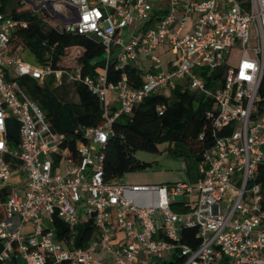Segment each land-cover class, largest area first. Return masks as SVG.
<instances>
[{
	"label": "built area",
	"instance_id": "1",
	"mask_svg": "<svg viewBox=\"0 0 264 264\" xmlns=\"http://www.w3.org/2000/svg\"><path fill=\"white\" fill-rule=\"evenodd\" d=\"M47 4L60 30L100 40L104 66L85 74L79 64L27 61L24 50H10L12 34L27 21L0 12V180L10 183L16 162L23 176L0 201V264H19V256L24 264H156L163 254L182 264H264V0ZM161 54L171 57L163 62ZM110 64L120 73L116 81L107 79ZM134 66L139 84L129 79ZM203 71L216 73L212 87ZM25 75L40 83L51 76L55 86L81 83L99 99L101 123L81 129L73 152L19 85ZM175 84L213 102L205 113L215 138L201 153L199 182L106 181L114 121ZM10 117L19 125L14 149L6 136ZM56 220L69 227L64 236ZM88 222L94 231L76 246L75 227ZM183 228L197 229L196 247L182 242Z\"/></svg>",
	"mask_w": 264,
	"mask_h": 264
},
{
	"label": "trees",
	"instance_id": "2",
	"mask_svg": "<svg viewBox=\"0 0 264 264\" xmlns=\"http://www.w3.org/2000/svg\"><path fill=\"white\" fill-rule=\"evenodd\" d=\"M23 3L28 6L25 0H0V12L27 21L26 27L19 28L12 34L10 43L12 52L29 49L38 63H49L53 68H71L79 64L85 74H93L97 68L104 66V46L98 38L62 31L57 19H51L44 13L39 14L41 10L22 9ZM47 18L55 23H48ZM139 73L140 69L135 66L128 69L129 79L135 84L141 82ZM215 74L214 71L210 72V75L203 71L207 86H213L211 80ZM119 77V71L110 64L107 79L116 81ZM18 82L43 110L51 127L57 132L64 133L71 141V152L74 150V140L80 136L83 127L98 126L101 123L99 99L81 83L74 84L77 101H69L58 93V87L64 88L65 84L53 86L51 76L40 83L25 75L20 77ZM159 106L163 107L161 114L157 110ZM212 107L213 102L210 98L192 92L181 84H175L165 93L148 95L137 104L131 115L121 114L114 121V132L104 150V179L117 182L125 173L151 167V163L139 161L134 152H158V144L163 142L185 143L190 148L191 155L200 160L203 149L215 138L211 122L205 113ZM18 128L19 125L13 117L7 119L6 136L10 149L18 145ZM201 133L203 136L200 138ZM221 134L223 133H216ZM56 225L59 237L64 236L69 230V227L59 220H56ZM75 229V245L84 246L94 231L93 226L88 222L78 224ZM181 240L196 247L200 240L197 229L183 228ZM182 263L183 259L178 257L158 261L156 264Z\"/></svg>",
	"mask_w": 264,
	"mask_h": 264
},
{
	"label": "rangeland",
	"instance_id": "3",
	"mask_svg": "<svg viewBox=\"0 0 264 264\" xmlns=\"http://www.w3.org/2000/svg\"><path fill=\"white\" fill-rule=\"evenodd\" d=\"M50 2L52 5L54 3H59L60 0H25L28 6L23 3L22 9H32V10H41L39 14L44 13L48 15L47 17L55 18L54 14L51 12V9L47 2ZM50 18L46 20L50 24H54ZM50 19V20H49ZM57 19V18H55ZM58 23H60L58 21ZM24 58L31 62L36 63V58L33 53L29 49H24ZM171 57V54L167 55ZM167 56L163 54L160 55L163 62H165ZM143 64H148L149 60L144 59L143 55L139 56ZM234 61L233 59L231 60ZM166 65V63H165ZM53 86H55L53 84ZM190 91L194 92L193 88H190ZM59 95L66 100L69 101H77L78 97L74 91L73 84H66L65 87H58ZM158 152H145V151H136L134 152V156L139 161H144L151 163V167H148L145 170H136L125 173L122 177L117 179L118 183H122L124 185H143V184H162L167 181L174 180L176 178L183 177L185 172L192 173L193 175H198V169L201 167V160H196L192 155L183 154L180 156H174L169 149V143L163 142L158 144ZM169 160V161H167ZM59 169V171H61ZM174 171V173H159L158 171ZM177 172V173H176ZM185 179V178H184ZM5 185L3 181L0 180V187ZM167 259H175L168 254H163L161 261ZM19 264H24L22 257L18 258Z\"/></svg>",
	"mask_w": 264,
	"mask_h": 264
},
{
	"label": "crops",
	"instance_id": "4",
	"mask_svg": "<svg viewBox=\"0 0 264 264\" xmlns=\"http://www.w3.org/2000/svg\"><path fill=\"white\" fill-rule=\"evenodd\" d=\"M169 149L171 150V153L174 156H180L183 154L191 155L190 148L188 147V145H186L185 143H182V142L170 143ZM167 161H169V160H167ZM158 172L159 173H168V172L174 173V171H166V170L165 171L164 170L158 171ZM200 177H201V168L198 169V175H193L192 173H188V171H187V172H185L183 177L176 178L174 180L167 181V182L185 181V182H188L190 184H197L199 182ZM13 184L17 185L18 187H20L23 184V176H22L21 171L19 169V163H16L13 166L10 183L9 184L5 183V185L0 187V201H2L5 198V196L7 194V188Z\"/></svg>",
	"mask_w": 264,
	"mask_h": 264
}]
</instances>
